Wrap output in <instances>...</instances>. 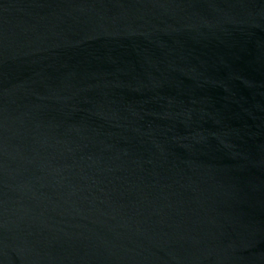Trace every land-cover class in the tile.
I'll list each match as a JSON object with an SVG mask.
<instances>
[{"label": "water", "instance_id": "water-1", "mask_svg": "<svg viewBox=\"0 0 264 264\" xmlns=\"http://www.w3.org/2000/svg\"><path fill=\"white\" fill-rule=\"evenodd\" d=\"M0 264H264V0H0Z\"/></svg>", "mask_w": 264, "mask_h": 264}]
</instances>
